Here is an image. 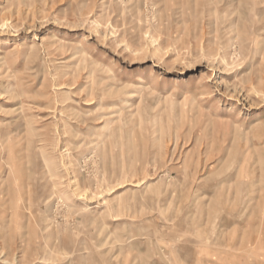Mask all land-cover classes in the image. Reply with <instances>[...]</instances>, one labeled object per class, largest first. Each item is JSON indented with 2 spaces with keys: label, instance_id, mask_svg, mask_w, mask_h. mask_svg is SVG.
<instances>
[{
  "label": "rangeland",
  "instance_id": "374dc122",
  "mask_svg": "<svg viewBox=\"0 0 264 264\" xmlns=\"http://www.w3.org/2000/svg\"><path fill=\"white\" fill-rule=\"evenodd\" d=\"M236 172L264 176V0H0V264H264Z\"/></svg>",
  "mask_w": 264,
  "mask_h": 264
},
{
  "label": "crops",
  "instance_id": "0c3cea01",
  "mask_svg": "<svg viewBox=\"0 0 264 264\" xmlns=\"http://www.w3.org/2000/svg\"><path fill=\"white\" fill-rule=\"evenodd\" d=\"M235 175H236V183L240 184V185H242V183L244 182L243 181V177L244 176H247L249 178L248 181L250 182V184H254L259 179H260L259 181H261V180H263V177H264L262 173H260L259 176H257V172H236ZM252 191L253 192L255 191L254 188H252ZM256 191H258V195L256 196L257 199L254 200L255 202L252 201L253 204L250 203L249 206L250 205H253V206L255 205L256 207L259 206L257 204L258 201H260V203H259L260 205H262V203H264V196H261V192H262L261 189H257ZM263 191H264V189H263ZM249 199H254L253 195H251V197ZM235 200H236V202L238 204L239 203L241 204V198L237 195V193H236V196H235ZM239 230H240V228H239ZM237 231H238V229H237ZM242 233H246V232L243 231V230L239 231L237 233V235L235 236L233 241H236L238 243H239L240 240H244V241H247V242H250V241L253 242L255 240L264 241V237L262 238L261 236H258L257 238L253 239L252 237H250L248 235L245 237L244 234H242ZM233 255H234V258L240 257V256H238V253H234Z\"/></svg>",
  "mask_w": 264,
  "mask_h": 264
},
{
  "label": "bare ground",
  "instance_id": "6f19581e",
  "mask_svg": "<svg viewBox=\"0 0 264 264\" xmlns=\"http://www.w3.org/2000/svg\"><path fill=\"white\" fill-rule=\"evenodd\" d=\"M27 135H28V134H27ZM198 163H199V162H198ZM240 169H241V168H240ZM254 202H255V201H254ZM259 203H260V201H258V203H257V204H258V205H260ZM242 239H243V238H242ZM241 241H243V242H244V240H240V243H241Z\"/></svg>",
  "mask_w": 264,
  "mask_h": 264
}]
</instances>
